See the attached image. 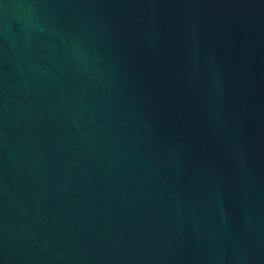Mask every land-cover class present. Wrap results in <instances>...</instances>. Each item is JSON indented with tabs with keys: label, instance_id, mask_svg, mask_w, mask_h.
I'll return each instance as SVG.
<instances>
[{
	"label": "water",
	"instance_id": "water-1",
	"mask_svg": "<svg viewBox=\"0 0 264 264\" xmlns=\"http://www.w3.org/2000/svg\"><path fill=\"white\" fill-rule=\"evenodd\" d=\"M0 264H264V0H0Z\"/></svg>",
	"mask_w": 264,
	"mask_h": 264
}]
</instances>
